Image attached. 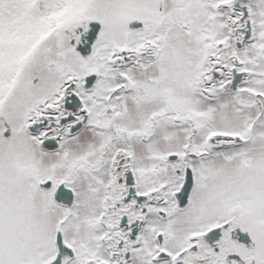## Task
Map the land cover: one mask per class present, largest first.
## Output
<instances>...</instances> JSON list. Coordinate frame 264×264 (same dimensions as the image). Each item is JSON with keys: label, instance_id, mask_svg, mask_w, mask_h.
I'll return each instance as SVG.
<instances>
[{"label": "snow or ice", "instance_id": "snow-or-ice-1", "mask_svg": "<svg viewBox=\"0 0 264 264\" xmlns=\"http://www.w3.org/2000/svg\"><path fill=\"white\" fill-rule=\"evenodd\" d=\"M0 264H264V0H0Z\"/></svg>", "mask_w": 264, "mask_h": 264}]
</instances>
